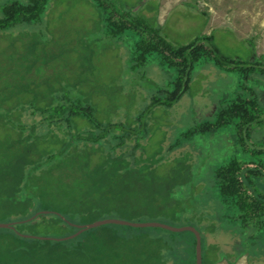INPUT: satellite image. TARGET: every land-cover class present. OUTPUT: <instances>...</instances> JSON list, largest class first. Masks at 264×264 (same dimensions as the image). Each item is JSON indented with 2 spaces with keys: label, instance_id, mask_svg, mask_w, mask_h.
I'll use <instances>...</instances> for the list:
<instances>
[{
  "label": "trees",
  "instance_id": "1",
  "mask_svg": "<svg viewBox=\"0 0 264 264\" xmlns=\"http://www.w3.org/2000/svg\"><path fill=\"white\" fill-rule=\"evenodd\" d=\"M92 1L101 12L108 33L121 38L123 33L132 31L135 41L130 48L131 58L135 59L136 51L141 50L144 57L156 56L161 67L177 71L166 87L153 94L150 108L178 103L190 88L195 65L205 59L214 61L222 72L264 76V63L225 56L212 34H202L186 45H176L163 35L162 28L132 16L114 0ZM48 4L49 0H28L1 5L0 33L17 24L42 22ZM1 35L3 40L12 39V46L0 47V221L11 223L0 228V264H196V237L190 231L105 224L72 239H58L76 232V224L107 217L165 222L169 216L177 217L180 213L177 210L184 211L185 206L181 199L172 196L166 187L168 182L159 178L154 165L151 164L154 175L151 183L142 176L136 178L131 171L134 164L137 166L133 152L141 144L136 138V145L126 150L124 146L126 140L133 139L138 125L131 124L125 130L119 121L96 117L91 95L83 89L93 81L91 76L84 75L86 69L71 78V85L62 84L43 93L45 88L40 84L26 83L28 71L46 53L40 40H35L34 34L27 30L19 36ZM20 39L30 42L19 47ZM12 71L21 72L25 83L10 82ZM254 95L236 94L220 109L214 121L202 123L192 133L233 124L237 134L248 139L253 126L264 123V112ZM75 120H87L90 127L78 126ZM189 136L186 132L182 138ZM182 138L170 150L181 146ZM107 142L111 146L107 145L106 154L99 155L100 162L92 167L88 160ZM57 145L60 147H53ZM119 147L121 152L117 154ZM74 152L87 162L81 167H71V186L61 181L66 186L58 196L49 186L42 185L43 179L37 172L43 173L53 166L49 164L72 157ZM254 165L243 167L239 159H231L215 171V187L223 205L236 210L234 218L241 227L260 230L264 241V192L253 187L257 177L263 174L264 164ZM56 198L62 203L51 206ZM196 228L202 236L203 264H217L227 257L218 244L208 242ZM186 232L190 233L188 240L180 236Z\"/></svg>",
  "mask_w": 264,
  "mask_h": 264
},
{
  "label": "rangeland",
  "instance_id": "2",
  "mask_svg": "<svg viewBox=\"0 0 264 264\" xmlns=\"http://www.w3.org/2000/svg\"><path fill=\"white\" fill-rule=\"evenodd\" d=\"M11 1L26 3L28 0H0V6ZM89 1L49 0L42 22L17 24L0 33L1 49L12 46V39L3 40L1 34L19 36L27 30L34 34L35 40H40L46 53L28 71L26 83L40 84L45 88L43 93L49 88L56 90L62 84L71 85V78L86 69L84 75L91 76L93 81L83 89L91 95L96 117L119 121L125 130L131 124L138 125L134 129L135 136L126 140L124 146L125 150L133 147L138 143L136 138L141 144L133 152L137 166L134 164L130 170L137 179L142 176L145 182L151 183L154 179L151 166L154 165L153 170L159 178L168 182L166 187L172 196L182 200L184 211L178 209L177 217L169 216L163 221L175 226L198 227L208 242L218 244L221 252L227 253V257L217 264H264L261 231L241 227L234 218L236 210L223 205L215 187V171L233 158L239 159L243 167L264 164V123L254 125L248 139L241 138L233 124L192 133L202 123L214 121L225 103L241 92L245 96L254 93L264 112V76L222 72L214 61L205 59L195 65L190 88L178 103L172 107L150 108L153 94L166 87L177 71L161 67L156 56L144 57L141 50L136 51L135 59L131 58L129 45L131 47L135 41L131 37L132 31L123 33L121 38L113 32L108 33L101 12L92 0ZM114 1L132 16L144 18L153 26L160 25L163 35L176 45L189 44L202 34H212L225 56L264 63V0H199L206 16L197 11L193 0L177 4L175 0L166 3L165 0ZM163 3L164 8L171 3H175V7L165 12L168 13L167 23L160 24ZM22 42L20 39L19 47L30 41ZM20 76L21 72L12 71L10 82L25 83ZM75 123L90 127L87 120H75ZM186 132L190 136L183 139ZM181 138L182 145L170 150V146ZM107 145L111 146L107 142L88 164L93 167L99 163L98 157L106 154ZM116 152H121L120 147ZM82 159L84 157L80 158L74 152L72 157L49 164L53 166L43 173L38 171L42 185L61 196V190L66 186L61 181L71 186V167L83 166L87 161ZM262 172L253 185L258 192H264V168ZM61 203L56 198L51 201V206ZM180 236L188 240L190 233Z\"/></svg>",
  "mask_w": 264,
  "mask_h": 264
},
{
  "label": "water",
  "instance_id": "3",
  "mask_svg": "<svg viewBox=\"0 0 264 264\" xmlns=\"http://www.w3.org/2000/svg\"><path fill=\"white\" fill-rule=\"evenodd\" d=\"M105 224H119V225L132 226L136 228L159 227V228H163V229L170 230L173 232L190 231L194 233L196 237V264H203L202 262L203 261L202 260V236H201L200 231L195 226H191V225L175 226V225H171V224L161 222V221H156V220L131 221V220L122 219V218L107 217V218L98 219L94 222L87 223V224H76L78 228L76 232H74L73 234H70L69 236L58 238V239L60 240L72 239L87 229L95 228V227L105 225ZM9 226H11V223L9 222H0V228H6ZM42 238H45V237H42Z\"/></svg>",
  "mask_w": 264,
  "mask_h": 264
},
{
  "label": "crops",
  "instance_id": "4",
  "mask_svg": "<svg viewBox=\"0 0 264 264\" xmlns=\"http://www.w3.org/2000/svg\"><path fill=\"white\" fill-rule=\"evenodd\" d=\"M89 1V0H88ZM189 1H192V0H189ZM194 1V3H196L197 4V11L200 13H202V14H204L205 16H206V13L202 10L203 9V6H201L202 4H199V0H193ZM192 1V2H193ZM90 2V1H89ZM167 2V0H165L164 1V3H166ZM174 2V1H173ZM175 2H176V4L177 3H179V2H186V0H175ZM163 3V4H164ZM166 5L164 4V5H162V7H161V11H160V14H159V16H160V24H162V23H167V20L166 19H168V13L167 14H165V12L169 9V8H172V7H175V3H171V4H168L167 5V7L166 8H164ZM168 25H169V23H168ZM160 28H161V26L160 25H158ZM163 30V29H162ZM131 47H130V45H129V49H130ZM129 53H130V51H129Z\"/></svg>",
  "mask_w": 264,
  "mask_h": 264
}]
</instances>
